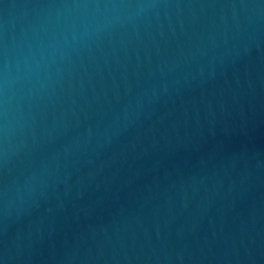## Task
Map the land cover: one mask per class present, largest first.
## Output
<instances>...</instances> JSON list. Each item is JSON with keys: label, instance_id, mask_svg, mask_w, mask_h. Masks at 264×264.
Listing matches in <instances>:
<instances>
[{"label": "water", "instance_id": "water-1", "mask_svg": "<svg viewBox=\"0 0 264 264\" xmlns=\"http://www.w3.org/2000/svg\"><path fill=\"white\" fill-rule=\"evenodd\" d=\"M0 264H264V0H0Z\"/></svg>", "mask_w": 264, "mask_h": 264}]
</instances>
